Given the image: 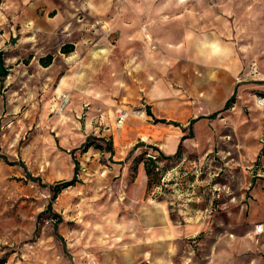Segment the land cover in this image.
Here are the masks:
<instances>
[{"label":"crops","instance_id":"1","mask_svg":"<svg viewBox=\"0 0 264 264\" xmlns=\"http://www.w3.org/2000/svg\"><path fill=\"white\" fill-rule=\"evenodd\" d=\"M251 4L248 12L233 8L239 5L234 0L223 7L209 0H0V50L8 48L3 56L8 74L9 67L21 66L27 76L37 67L47 75L48 91L41 97L36 119L21 121L30 132L24 148H36L55 178H50L56 181L52 188L73 179L74 162L78 172L105 169V183L110 180L115 192V241L121 233L141 234L125 247L132 249L126 254L117 251L115 242V264H171L167 251L174 244L203 233L234 230L232 220H242L236 212L249 221L262 214L264 109L254 97L264 98L259 27L264 3ZM246 15L252 17V47L241 43L240 18ZM88 41L96 43L88 47ZM109 41H115V47L108 48ZM65 45L73 49L61 54ZM48 55L52 61L42 67L39 60ZM251 64L258 72L252 78ZM59 97L69 104L54 115ZM231 98L233 104L223 111ZM118 112L126 114L120 124ZM89 140L102 149L82 152ZM106 145L111 153L104 150ZM0 156L6 165L21 167L26 177L40 183L23 162ZM192 159L201 161L203 172L219 161L217 173L207 175L212 179L222 168L230 174L257 163L261 176L251 192L255 202L239 207L236 200L225 199L223 209L208 215L206 210L216 202L206 197L207 188L200 192L208 185L202 179L152 197L165 169L175 171L178 162ZM79 179L77 175L78 182L65 190L82 186ZM52 214L56 215L51 208ZM244 238L229 234L220 238V246L208 245L214 251L206 264H264L256 255L250 260L236 257ZM157 247L164 252L152 262Z\"/></svg>","mask_w":264,"mask_h":264},{"label":"rangeland","instance_id":"2","mask_svg":"<svg viewBox=\"0 0 264 264\" xmlns=\"http://www.w3.org/2000/svg\"><path fill=\"white\" fill-rule=\"evenodd\" d=\"M209 1H215L220 7L229 3V0ZM254 1L234 0V3L239 2V5H233V8L241 7L250 12L253 7L251 3ZM249 17L252 19L251 15L240 18L239 27L241 43L251 44L252 47L251 40L254 35L250 34L252 26ZM259 27L263 29L260 40H263L264 44V15ZM95 43L88 41L85 45L92 47ZM107 43L108 48L115 47V41ZM9 69L11 72L5 78H0V153L5 155L9 162H23L28 173L33 178H39L40 183L26 177L21 167L8 166L0 160V264H115V242L119 249L117 251L126 254L132 249L125 247L134 244L135 237L141 234L121 233L120 239L115 241V192L110 180V184L105 183V169H95L90 173L79 170L78 177L80 183L82 180V186L77 184L74 188L62 191L52 202L51 208L59 219L45 212L52 196L51 188L56 181L52 182L51 179H55L53 174L45 169V163L35 154L36 148H24L30 132L25 129L27 126L23 122L31 117L36 119L40 102H44L41 97L48 91L44 86L47 75L45 70L38 67L28 74L29 76L21 66H11ZM49 108L47 113L51 110ZM52 114L55 115V111ZM18 138L19 144L16 145ZM226 149L218 148L220 151ZM262 154L264 155V151ZM215 162L218 164L214 165L215 168L204 171L199 177V180H208V185L200 192L207 188L206 197L212 198L214 190L224 185L228 189L229 199L236 200L234 205L252 206L255 200L251 192L255 179H258L254 176V170L258 164L251 163L244 171L236 169L235 173L230 174L227 170L223 172L222 168L218 176L212 179L207 177L208 173H217L221 167L219 161ZM81 168L85 166L82 165ZM242 210L244 212V208ZM260 212L262 214L256 215L257 218L253 221H249L245 214L243 217V213L236 212L242 220H232L236 228L228 233L234 237L245 235L242 252L236 257H246L250 260L256 255L264 262V207ZM234 216L239 218V215ZM262 217L263 220L260 219ZM258 224L262 225L263 229L260 234H256L254 230ZM243 226L247 229L244 230ZM221 228L224 230L227 226ZM228 233H203L194 240L188 238L184 239V243L174 244L167 251L173 258L171 264L208 263L209 253L211 256L214 249L208 250L207 246L211 247L212 243L216 242V246H220V238L223 239L226 235L228 237ZM160 249H153L152 262L164 252ZM222 251L223 249L219 250Z\"/></svg>","mask_w":264,"mask_h":264},{"label":"built area","instance_id":"3","mask_svg":"<svg viewBox=\"0 0 264 264\" xmlns=\"http://www.w3.org/2000/svg\"><path fill=\"white\" fill-rule=\"evenodd\" d=\"M249 77H256L258 75L257 68L255 64H251L248 69ZM255 103L259 108L264 109V98L255 96ZM69 101L66 97L58 98V105L55 107V114L60 115L68 106ZM126 117L125 113L118 112L116 117V123L120 124ZM179 167L177 170H169L167 171L158 181L156 186L153 188L152 197L158 196L160 194L165 193L169 189H183L184 186L189 185V181L197 180L203 173V165L200 160L192 159V160H182L178 162ZM177 165V166H178ZM255 166L254 176H261V172L256 169ZM229 193L226 186L222 185L214 190V195L212 194V201H215L210 208L206 210V214L211 215L214 212L220 211L225 207L224 199L228 201H232L229 199ZM256 234H260L262 232V225L258 224L254 228Z\"/></svg>","mask_w":264,"mask_h":264},{"label":"trees","instance_id":"4","mask_svg":"<svg viewBox=\"0 0 264 264\" xmlns=\"http://www.w3.org/2000/svg\"><path fill=\"white\" fill-rule=\"evenodd\" d=\"M72 46L71 45H65V46H63L62 48H61V50H60V53L61 54H68V53H70L71 51H72ZM51 61H52V57L51 56H46V57H44V58H42V59H40L39 60V64L42 66V67H47L48 65H50V63H51ZM263 98V97H262ZM233 102H234V99L233 98H231V99H229L227 102H226V104H225V106H224V109H223V111L224 110H228L229 108H230V106L233 104ZM89 147H94L96 150H101L102 149V147L100 146V145H97L96 143H95V141H87L86 142V144L85 145H83V147H82V152H84V151H86V149L87 148H89ZM104 150H106V151H108V152H112V149L110 148V146H108V145H106V147H105V149ZM0 159H2V160H4L5 161V158H3L2 156H0ZM74 177H73V179L71 180V181H69V182H64V183H60V184H57V185H55L53 188H52V196H51V198H50V201H49V204L47 205V208H46V210H45V212H48V213H50L51 214V206H50V203L52 202V201H54L55 199H56V197L63 191V190H65V189H67V188H69V187H73L77 182H78V180H77V175H78V164L76 163V162H74ZM167 170L168 169H165L164 171H163V173L158 177V181H159V179L167 172ZM158 181H157V183H158ZM156 183V184H157ZM52 217L53 218H55V219H59L58 218V216H56V215H53L52 214Z\"/></svg>","mask_w":264,"mask_h":264},{"label":"water","instance_id":"5","mask_svg":"<svg viewBox=\"0 0 264 264\" xmlns=\"http://www.w3.org/2000/svg\"><path fill=\"white\" fill-rule=\"evenodd\" d=\"M7 50H8L7 47L0 50V78H5L8 75V71L5 69L3 63V56L5 55ZM149 162L154 168H157L153 158H149Z\"/></svg>","mask_w":264,"mask_h":264}]
</instances>
